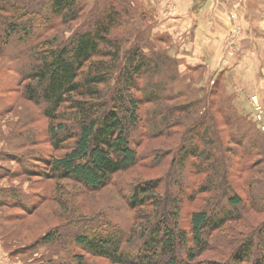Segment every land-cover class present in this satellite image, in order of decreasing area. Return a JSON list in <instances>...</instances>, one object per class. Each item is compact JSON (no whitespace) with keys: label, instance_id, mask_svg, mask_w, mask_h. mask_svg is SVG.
I'll return each mask as SVG.
<instances>
[{"label":"trees","instance_id":"16d2710c","mask_svg":"<svg viewBox=\"0 0 264 264\" xmlns=\"http://www.w3.org/2000/svg\"><path fill=\"white\" fill-rule=\"evenodd\" d=\"M136 2L0 0V55L9 53L0 70L16 58L10 78L40 106L25 123L47 121L41 135L10 129L5 142L18 136L25 150L0 152V177L53 181L42 192L1 185L0 209L52 200L61 218L23 249L45 250L21 264H264V129L235 103L227 67L206 80L202 63L182 69L170 33L152 35ZM159 139L172 144L151 145ZM135 169L160 174L122 183L116 207L80 211L76 198L118 189L115 176Z\"/></svg>","mask_w":264,"mask_h":264},{"label":"rangeland","instance_id":"374dc122","mask_svg":"<svg viewBox=\"0 0 264 264\" xmlns=\"http://www.w3.org/2000/svg\"><path fill=\"white\" fill-rule=\"evenodd\" d=\"M20 0H18L19 2ZM95 1V0H93ZM134 2H138L139 4L143 5L140 0H133ZM136 2V3H137ZM179 4L180 0L176 1L175 3ZM251 3V12H250V19L251 23H254L255 27L251 26L255 31L261 30V37L264 38V0H249ZM165 4L162 7L156 8L157 10L154 11L151 6H144V8L147 10V12L150 13V17L147 19V23H150L152 25V35L155 34L158 31H167L174 21L171 14L174 15L175 12H177V5L174 3H168L164 2ZM182 3V2H181ZM1 7L3 6L2 3H0ZM2 10V9H1ZM9 10V9H7ZM4 12V11H3ZM168 13L171 15L169 16ZM241 13V7L239 6V15ZM87 13H84L79 20L77 21L78 24L84 22L86 18ZM167 16V17H165ZM243 22V21H242ZM238 17V12L236 9L232 10L230 12V20L228 21V31L226 35L224 36L223 40V47L221 50L222 56L219 61H216L214 59L211 63L214 62V64H217V70L223 69L224 67H227L226 74L229 79L231 80V87L236 88L238 91H240V95L235 98V103L241 107V109L247 113L249 112V116H251V119L257 120L259 125L264 129V99H261L260 94L258 92H254L255 94L251 93V86L247 85L246 82H248L249 79H251V75H248L247 78H244L245 73H242L239 67V64L241 61H239V64L237 65L236 61L238 60L240 56L241 51V45L243 38L248 35V29L251 28L248 27V24L246 26V29L244 28V24L242 23ZM75 22L73 24L66 23L64 25V28H61V26L58 27V31H60V35H71V32L75 28ZM161 30H160V29ZM169 32V31H167ZM170 33V32H169ZM171 35V34H170ZM232 39H235V43L230 45V41ZM173 40V39H172ZM176 47L174 46V42H172L170 46V52L171 54L175 53ZM259 50V49H257ZM3 56L0 55V61L4 63L5 55H9V53L1 52ZM18 54V53H17ZM177 55V54H176ZM17 57V56H16ZM262 57V56H261ZM241 58V57H240ZM3 63H0V67H2ZM204 69L206 70L204 72V78L205 80L209 77V65L204 64ZM237 65V66H236ZM261 66L264 67V54L263 59L261 58ZM17 67V60L15 58V65H9L7 67V64L4 65L3 69L0 70V94L3 95L2 99L0 98L1 103V114H0V152L6 151V154L3 156H7L8 152L14 153L15 155L20 156L21 153L25 150L23 148V145H20V137L16 136L15 139L11 140V142H5V137L9 135V131L12 127H14L17 123L21 125L22 123H25L27 120L26 114L28 112L34 113V115L39 114V109L37 110L38 106L37 104H32L30 101L26 100L25 98H21L19 96V91L17 88V84L20 83L17 78V84H14L11 78H16V71L15 68ZM19 67H21L19 65ZM184 69V67H181ZM184 72V71H183ZM211 72V71H210ZM255 75V73H253ZM11 77V78H10ZM255 79H260L259 77H256ZM262 80L264 81V77H262ZM200 84H204V81H201ZM198 85V84H197ZM264 93V92H262ZM13 104V107L5 111V109L10 105ZM257 104H261L263 112L261 118L257 117ZM5 111V112H4ZM7 112V113H6ZM16 120V121H15ZM32 123H25L23 125L26 128H30V126L37 128V131L41 129L40 135L43 132V129L46 127L47 121L42 117H36L32 119ZM17 122V123H16ZM17 129V128H16ZM26 130V129H25ZM165 142V143H164ZM170 140H164L159 139L156 141H152V146H159L160 148L167 147ZM166 144V145H165ZM4 165H6V160H0ZM10 163L12 165L17 164V162L10 160ZM139 172H142V176ZM157 174H160L159 171H145L137 169L131 171H124L123 173L117 174L115 177L121 183L118 186V189L116 186L114 187H106L103 190L100 191H92L89 194H86V196H83L85 194H82L80 197L75 199V202L81 205L79 207L80 211L83 213H91L93 209H98L102 206H105L106 209H108L109 204H114V207L117 206L118 202L121 200L120 193L118 192H124L125 187L122 183H129L133 179L136 178V176L142 177H148L152 178L155 177ZM67 183H70V181H67ZM18 185L21 187H31L35 191L42 192L47 191L48 187L53 186V181L51 179L43 180L39 178L38 176L26 177L22 174H17L15 176H1L0 177V186L1 185ZM69 185V184H68ZM70 187L72 189L75 188V186H72L70 184ZM113 202V203H111ZM57 208V205L52 200L50 201H43L42 204L33 209L30 212L27 211H21L14 207H4L0 209V264H21L24 260H32L34 257L39 256L40 252H43L44 250L37 248L32 249L31 251H23L27 247L29 243H31L34 239L39 237L40 235L45 234L46 231H48L51 227H54L55 225H58L59 222H61V218L55 214L54 209ZM14 213H21V218H13L10 216ZM117 220L120 222H126V216L124 213H120L117 215ZM6 248L11 253H13L9 258L7 252L4 250ZM36 250V251H35ZM90 263L91 264H106L100 257H91Z\"/></svg>","mask_w":264,"mask_h":264},{"label":"crops","instance_id":"0c3cea01","mask_svg":"<svg viewBox=\"0 0 264 264\" xmlns=\"http://www.w3.org/2000/svg\"><path fill=\"white\" fill-rule=\"evenodd\" d=\"M140 1L156 11V8L165 4L164 2H167V5L168 3L176 4L178 0ZM176 5L177 12L174 15L171 14L174 16L171 18L174 21L166 29H169L167 31L173 38L177 56L183 60L181 67H185L186 63L192 65L202 63L209 65L211 72L217 70V64L211 62L214 59L219 61L222 56L223 40L228 31V21L232 10H237L240 21L245 23V29L247 24L249 28L252 24L255 27L250 19L251 3L249 0H180ZM239 6L241 7L240 15ZM168 15L171 16L169 13ZM261 36V30L258 32L253 28L248 29V35L243 38L240 56L236 63L238 65L241 61L239 67L241 72L245 73L244 78L251 75V79L246 82L252 88L251 93L258 92L261 99H264V93H262L264 92V81L262 80L264 67L261 66L264 38ZM256 77L260 79H255Z\"/></svg>","mask_w":264,"mask_h":264},{"label":"built area","instance_id":"2783aa9c","mask_svg":"<svg viewBox=\"0 0 264 264\" xmlns=\"http://www.w3.org/2000/svg\"><path fill=\"white\" fill-rule=\"evenodd\" d=\"M235 42H236L235 39H232V41H230L229 43H230V45H232ZM256 108H257V114L256 115H257V117L261 118L262 112H263L261 104H257Z\"/></svg>","mask_w":264,"mask_h":264}]
</instances>
